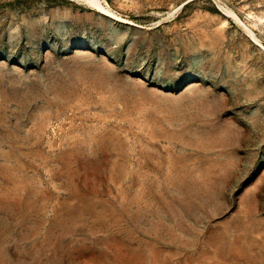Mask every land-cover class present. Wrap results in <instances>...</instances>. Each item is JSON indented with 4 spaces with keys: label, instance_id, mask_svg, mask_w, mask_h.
I'll return each mask as SVG.
<instances>
[{
    "label": "rangeland",
    "instance_id": "rangeland-1",
    "mask_svg": "<svg viewBox=\"0 0 264 264\" xmlns=\"http://www.w3.org/2000/svg\"><path fill=\"white\" fill-rule=\"evenodd\" d=\"M0 264H264V0H0Z\"/></svg>",
    "mask_w": 264,
    "mask_h": 264
}]
</instances>
